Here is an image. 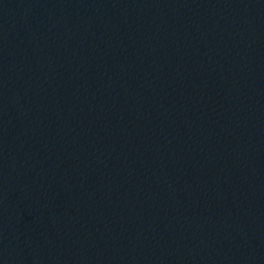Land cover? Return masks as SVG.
<instances>
[{
    "label": "water",
    "instance_id": "95a60500",
    "mask_svg": "<svg viewBox=\"0 0 264 264\" xmlns=\"http://www.w3.org/2000/svg\"><path fill=\"white\" fill-rule=\"evenodd\" d=\"M0 264H264V0H0Z\"/></svg>",
    "mask_w": 264,
    "mask_h": 264
}]
</instances>
